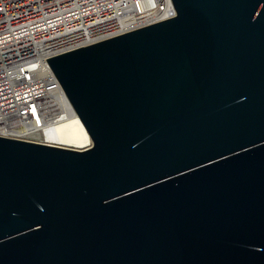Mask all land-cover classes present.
Wrapping results in <instances>:
<instances>
[{"label": "water", "instance_id": "1", "mask_svg": "<svg viewBox=\"0 0 264 264\" xmlns=\"http://www.w3.org/2000/svg\"><path fill=\"white\" fill-rule=\"evenodd\" d=\"M47 58L93 139L0 135V264H264V0Z\"/></svg>", "mask_w": 264, "mask_h": 264}, {"label": "built area", "instance_id": "2", "mask_svg": "<svg viewBox=\"0 0 264 264\" xmlns=\"http://www.w3.org/2000/svg\"><path fill=\"white\" fill-rule=\"evenodd\" d=\"M176 14L173 0H0V135L55 143L72 111L47 58Z\"/></svg>", "mask_w": 264, "mask_h": 264}, {"label": "bare ground", "instance_id": "3", "mask_svg": "<svg viewBox=\"0 0 264 264\" xmlns=\"http://www.w3.org/2000/svg\"><path fill=\"white\" fill-rule=\"evenodd\" d=\"M64 94L63 87L58 89V93ZM65 95V94H64ZM66 106L72 111L71 115L67 119L59 121L53 133L47 135L48 141H53L59 145H65L75 148H85L93 144V139L86 129L83 121L73 109L70 101L66 103Z\"/></svg>", "mask_w": 264, "mask_h": 264}]
</instances>
